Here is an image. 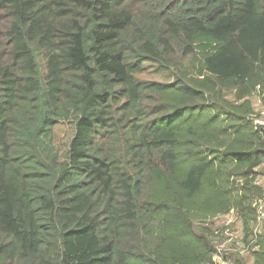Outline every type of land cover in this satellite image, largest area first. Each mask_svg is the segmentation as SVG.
<instances>
[{
    "label": "trees",
    "instance_id": "trees-1",
    "mask_svg": "<svg viewBox=\"0 0 264 264\" xmlns=\"http://www.w3.org/2000/svg\"><path fill=\"white\" fill-rule=\"evenodd\" d=\"M255 98L264 0H0V264H222L214 219L264 197Z\"/></svg>",
    "mask_w": 264,
    "mask_h": 264
},
{
    "label": "rangeland",
    "instance_id": "rangeland-1",
    "mask_svg": "<svg viewBox=\"0 0 264 264\" xmlns=\"http://www.w3.org/2000/svg\"><path fill=\"white\" fill-rule=\"evenodd\" d=\"M139 79H167L166 73L154 71L150 68L147 71L136 75ZM256 111L264 114V107L260 98L253 100ZM264 120V119H263ZM64 137V131H60L59 138ZM264 172V170H263ZM264 187V173L260 174L257 183ZM261 200V208H256V216L249 222L244 223L235 211L229 212L227 215L214 219L213 228L217 229L220 236L215 241L216 250L219 249V257L222 261L229 264L225 258L233 262L236 255H243L248 260L251 259L250 247L255 246L259 238L264 240V197ZM256 248V247H255ZM231 258V259H230Z\"/></svg>",
    "mask_w": 264,
    "mask_h": 264
},
{
    "label": "built area",
    "instance_id": "built-area-1",
    "mask_svg": "<svg viewBox=\"0 0 264 264\" xmlns=\"http://www.w3.org/2000/svg\"><path fill=\"white\" fill-rule=\"evenodd\" d=\"M263 119L262 118H256L255 119V124H262L263 123ZM258 210L261 208V200L258 199V200H255L254 202V205ZM219 249L217 250V253L215 254L214 256V260H215V263L218 261V260H221L220 257H219ZM222 264H227L226 262H223Z\"/></svg>",
    "mask_w": 264,
    "mask_h": 264
}]
</instances>
